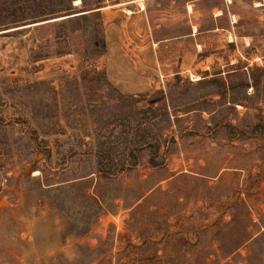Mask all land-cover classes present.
Segmentation results:
<instances>
[{
    "label": "rangeland",
    "instance_id": "obj_1",
    "mask_svg": "<svg viewBox=\"0 0 264 264\" xmlns=\"http://www.w3.org/2000/svg\"><path fill=\"white\" fill-rule=\"evenodd\" d=\"M0 264H264V0H0Z\"/></svg>",
    "mask_w": 264,
    "mask_h": 264
},
{
    "label": "trees",
    "instance_id": "obj_2",
    "mask_svg": "<svg viewBox=\"0 0 264 264\" xmlns=\"http://www.w3.org/2000/svg\"><path fill=\"white\" fill-rule=\"evenodd\" d=\"M69 5H70V0H69ZM57 9H58V10H61V9H63V8H60V7H59V8H57ZM58 10H56V11H58ZM96 11H97V10H96ZM90 12H92V11H88V12L80 13L79 15H85L86 13H90ZM240 129H241V128H240ZM240 129H239L238 132H239V133H242L243 130H240Z\"/></svg>",
    "mask_w": 264,
    "mask_h": 264
},
{
    "label": "crops",
    "instance_id": "obj_3",
    "mask_svg": "<svg viewBox=\"0 0 264 264\" xmlns=\"http://www.w3.org/2000/svg\"><path fill=\"white\" fill-rule=\"evenodd\" d=\"M138 1L141 3V2H146L147 0H130V3H132V2H137L138 3Z\"/></svg>",
    "mask_w": 264,
    "mask_h": 264
},
{
    "label": "bare ground",
    "instance_id": "obj_4",
    "mask_svg": "<svg viewBox=\"0 0 264 264\" xmlns=\"http://www.w3.org/2000/svg\"><path fill=\"white\" fill-rule=\"evenodd\" d=\"M80 0H75V3H78ZM259 2V1H258Z\"/></svg>",
    "mask_w": 264,
    "mask_h": 264
},
{
    "label": "water",
    "instance_id": "obj_5",
    "mask_svg": "<svg viewBox=\"0 0 264 264\" xmlns=\"http://www.w3.org/2000/svg\"><path fill=\"white\" fill-rule=\"evenodd\" d=\"M81 13H83V12H81Z\"/></svg>",
    "mask_w": 264,
    "mask_h": 264
}]
</instances>
